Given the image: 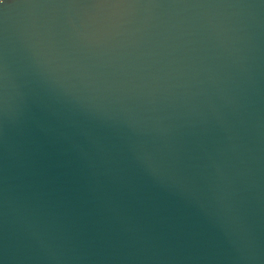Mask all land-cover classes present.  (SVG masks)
Instances as JSON below:
<instances>
[{
    "label": "clouds",
    "instance_id": "1",
    "mask_svg": "<svg viewBox=\"0 0 264 264\" xmlns=\"http://www.w3.org/2000/svg\"><path fill=\"white\" fill-rule=\"evenodd\" d=\"M0 264H264V0H0Z\"/></svg>",
    "mask_w": 264,
    "mask_h": 264
}]
</instances>
